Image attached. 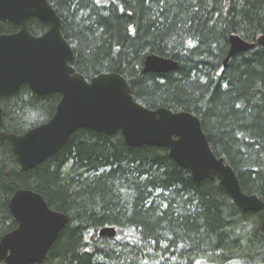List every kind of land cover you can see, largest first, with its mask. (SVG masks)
Here are the masks:
<instances>
[{
  "label": "trees",
  "instance_id": "1",
  "mask_svg": "<svg viewBox=\"0 0 264 264\" xmlns=\"http://www.w3.org/2000/svg\"><path fill=\"white\" fill-rule=\"evenodd\" d=\"M87 81L115 73L147 109L188 112L211 151L232 168L244 194L264 204V0H46ZM41 36L47 26L31 19ZM17 27L0 22V35ZM255 44L222 63L229 38ZM178 69L142 74L146 56ZM58 95L27 87L0 101L1 131L45 124ZM69 166L65 171V167ZM18 189L40 194L68 224L42 264H264L259 213L244 212L214 181L196 182L165 149L129 148L120 133L78 130L53 158L20 172L0 142V239L17 224L8 203ZM113 227V239L97 231ZM3 264V263H0Z\"/></svg>",
  "mask_w": 264,
  "mask_h": 264
},
{
  "label": "water",
  "instance_id": "2",
  "mask_svg": "<svg viewBox=\"0 0 264 264\" xmlns=\"http://www.w3.org/2000/svg\"><path fill=\"white\" fill-rule=\"evenodd\" d=\"M31 19L45 24L47 31L33 36L28 28ZM4 21L16 26L17 32L0 35V101L22 87L39 97L59 96L45 124L21 135L0 131V142L10 146L18 171L33 170L56 156L78 130L106 136L120 133L129 148L167 150L169 159L196 182L216 180L219 190L242 211L263 210V202L244 194L232 168L213 154L196 116L143 107L118 74L102 73L87 81L75 73L70 66L73 50L62 35L59 17L46 0H0V22ZM256 45L264 50V35ZM254 47L232 35L222 68L234 56ZM177 69L175 61L149 55L144 59L142 74L163 75ZM8 210L17 227L0 239V263L42 264L68 217L50 209L40 194L25 189L13 193ZM260 231L264 236V214ZM115 236L113 227H103L98 232L100 238Z\"/></svg>",
  "mask_w": 264,
  "mask_h": 264
},
{
  "label": "flooded vegetation",
  "instance_id": "3",
  "mask_svg": "<svg viewBox=\"0 0 264 264\" xmlns=\"http://www.w3.org/2000/svg\"><path fill=\"white\" fill-rule=\"evenodd\" d=\"M0 131H1V129H0ZM67 224H68V223H67ZM67 224H66V225H67ZM66 225H65V226H66ZM65 226H64V228H65ZM64 228H63V229H64ZM63 229H62V230H63ZM62 230L59 232V235H60V233L62 232ZM98 232H99V230L97 231V235H98ZM59 235H58V237H59ZM58 237H57V238H58ZM49 251H50V250H49ZM48 256H49V252H48L47 257H48ZM47 257H46V258H47ZM43 262H44V261H43Z\"/></svg>",
  "mask_w": 264,
  "mask_h": 264
},
{
  "label": "rangeland",
  "instance_id": "4",
  "mask_svg": "<svg viewBox=\"0 0 264 264\" xmlns=\"http://www.w3.org/2000/svg\"><path fill=\"white\" fill-rule=\"evenodd\" d=\"M68 168H69V166H66V167H65V171L68 170Z\"/></svg>",
  "mask_w": 264,
  "mask_h": 264
}]
</instances>
